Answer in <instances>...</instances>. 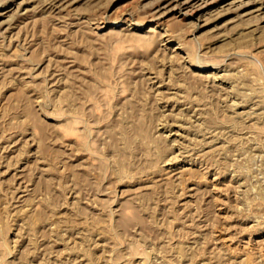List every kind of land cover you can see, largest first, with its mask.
<instances>
[{
    "label": "rangeland",
    "instance_id": "1",
    "mask_svg": "<svg viewBox=\"0 0 264 264\" xmlns=\"http://www.w3.org/2000/svg\"><path fill=\"white\" fill-rule=\"evenodd\" d=\"M185 1L0 0V264H264V0Z\"/></svg>",
    "mask_w": 264,
    "mask_h": 264
},
{
    "label": "bare ground",
    "instance_id": "2",
    "mask_svg": "<svg viewBox=\"0 0 264 264\" xmlns=\"http://www.w3.org/2000/svg\"><path fill=\"white\" fill-rule=\"evenodd\" d=\"M191 1V0H190ZM211 1V0H210ZM213 1V0H212ZM253 1V0H251ZM206 3V2H205ZM205 3H204V6H205ZM210 4V2H207ZM203 5H200V2H197L196 0L192 1V2H182L181 5L179 6L180 7V12L182 14H188V13H191V12H195V8H202ZM197 11V10H196ZM192 15V14H191ZM206 67V66H205Z\"/></svg>",
    "mask_w": 264,
    "mask_h": 264
}]
</instances>
